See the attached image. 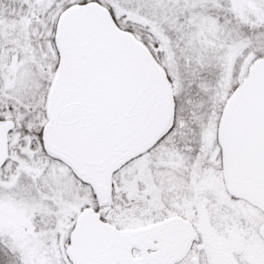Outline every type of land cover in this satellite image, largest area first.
<instances>
[{"label": "snow or ice", "instance_id": "snow-or-ice-1", "mask_svg": "<svg viewBox=\"0 0 264 264\" xmlns=\"http://www.w3.org/2000/svg\"><path fill=\"white\" fill-rule=\"evenodd\" d=\"M0 264H264V0H0Z\"/></svg>", "mask_w": 264, "mask_h": 264}]
</instances>
